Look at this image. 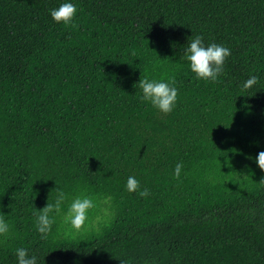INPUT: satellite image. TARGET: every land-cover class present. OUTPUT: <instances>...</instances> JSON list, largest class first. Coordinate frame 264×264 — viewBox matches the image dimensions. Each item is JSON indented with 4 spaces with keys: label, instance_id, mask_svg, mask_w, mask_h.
I'll use <instances>...</instances> for the list:
<instances>
[{
    "label": "trees",
    "instance_id": "trees-1",
    "mask_svg": "<svg viewBox=\"0 0 264 264\" xmlns=\"http://www.w3.org/2000/svg\"><path fill=\"white\" fill-rule=\"evenodd\" d=\"M63 2L0 0V218L13 233L0 264L18 247L39 264H264V0H72L69 26L49 14ZM192 35L230 49L217 81L191 72ZM143 78L175 81L171 113L140 100ZM59 191L61 215L83 193L108 219L77 233L57 215L42 237L34 213Z\"/></svg>",
    "mask_w": 264,
    "mask_h": 264
},
{
    "label": "clouds",
    "instance_id": "clouds-1",
    "mask_svg": "<svg viewBox=\"0 0 264 264\" xmlns=\"http://www.w3.org/2000/svg\"><path fill=\"white\" fill-rule=\"evenodd\" d=\"M78 9L72 0H64L58 7L49 10L51 18L58 24L72 25ZM184 59L188 61L189 68L198 80L205 82L217 81L223 72L226 58L230 55V49L217 43L205 45L201 36L190 37L183 49ZM255 76H249L243 87L248 88L256 83ZM138 86L142 92L140 100L148 102L151 106L164 114L171 113L177 106L178 89L173 79H140ZM257 166L264 170V151H260L255 157ZM182 163L175 165L173 175L179 179ZM125 188L128 192H135L140 197L147 198L149 190L141 188L139 180L134 176L127 178ZM67 194L59 191L53 203H47L38 213H34L35 229L42 237H46L52 231L56 222L55 217L61 215V206L65 202ZM96 207L93 198L87 194L76 195L71 199L67 211L61 215L64 224L69 225L77 233H82L88 227L91 210ZM52 213L53 215H50ZM12 230L4 218H0V238H10ZM17 264H39L36 255L28 249L18 247L15 249Z\"/></svg>",
    "mask_w": 264,
    "mask_h": 264
},
{
    "label": "rangeland",
    "instance_id": "rangeland-1",
    "mask_svg": "<svg viewBox=\"0 0 264 264\" xmlns=\"http://www.w3.org/2000/svg\"><path fill=\"white\" fill-rule=\"evenodd\" d=\"M110 208L107 203H103L99 208L90 212L88 227L85 229H98L102 223L108 219ZM70 227L69 225H67Z\"/></svg>",
    "mask_w": 264,
    "mask_h": 264
}]
</instances>
